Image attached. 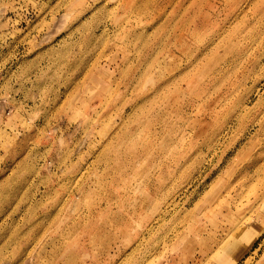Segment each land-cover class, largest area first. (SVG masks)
Segmentation results:
<instances>
[{"label":"rangeland","instance_id":"rangeland-1","mask_svg":"<svg viewBox=\"0 0 264 264\" xmlns=\"http://www.w3.org/2000/svg\"><path fill=\"white\" fill-rule=\"evenodd\" d=\"M0 264H264V0H0Z\"/></svg>","mask_w":264,"mask_h":264}]
</instances>
